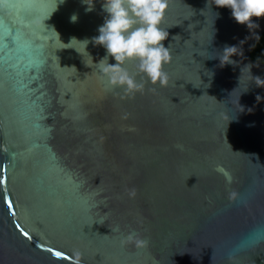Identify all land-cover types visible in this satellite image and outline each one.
<instances>
[{"label":"water","instance_id":"water-1","mask_svg":"<svg viewBox=\"0 0 264 264\" xmlns=\"http://www.w3.org/2000/svg\"><path fill=\"white\" fill-rule=\"evenodd\" d=\"M101 4L0 0V264H264L246 242L264 229V18L169 0L168 84L129 96L68 44L99 34ZM225 44L238 63L221 66ZM130 231L148 246L121 245Z\"/></svg>","mask_w":264,"mask_h":264},{"label":"clouds","instance_id":"clouds-1","mask_svg":"<svg viewBox=\"0 0 264 264\" xmlns=\"http://www.w3.org/2000/svg\"><path fill=\"white\" fill-rule=\"evenodd\" d=\"M81 2L86 5L85 11L94 10L96 0H81ZM212 4L218 8L231 9L234 20L246 25L250 30L253 26L259 27L258 21L253 20V17L264 18V0H212ZM101 7L104 20L98 26L99 34L84 39L72 37L68 44L76 41L79 42L80 47L70 48H74L83 57L85 54L91 57L92 63L99 65V71L102 77L106 78L107 85L110 88H120L129 96L143 92L145 80L152 85L166 86L169 74L164 66L171 63L172 53L170 46L166 47L163 43L169 33L162 27V23L169 7V0H102ZM216 14V17H219L220 13L216 12ZM78 19L77 13H73L70 17L73 23ZM90 42L106 50L98 62L94 61L87 49ZM235 54L242 55L243 50L237 45L225 44L219 55L221 66L238 63L232 59ZM110 59H114L115 63H110ZM129 60L137 61L140 80L124 67ZM246 67L251 72L252 64ZM253 77L257 86H264V78ZM257 99H260L259 95ZM217 170L225 174L227 183H232V175L222 165H218ZM129 194L134 196L135 190H131ZM239 197L240 193L236 190L228 193L230 203L237 202ZM246 242L253 246L264 243V229L252 231L247 236ZM120 243L121 245L133 243L137 248H146L149 241L135 231H130L121 238ZM229 259H233L231 254Z\"/></svg>","mask_w":264,"mask_h":264},{"label":"trees","instance_id":"trees-1","mask_svg":"<svg viewBox=\"0 0 264 264\" xmlns=\"http://www.w3.org/2000/svg\"><path fill=\"white\" fill-rule=\"evenodd\" d=\"M251 55L256 61H264V33L254 43Z\"/></svg>","mask_w":264,"mask_h":264},{"label":"snow or ice","instance_id":"snow-or-ice-1","mask_svg":"<svg viewBox=\"0 0 264 264\" xmlns=\"http://www.w3.org/2000/svg\"><path fill=\"white\" fill-rule=\"evenodd\" d=\"M11 202L9 201V204H10ZM17 227H19V225H17ZM21 231L23 232V235L24 236H28L29 235V233L27 232V231H24V229H21ZM55 255L57 256V257H60L61 255H62V253L61 252H56L55 253Z\"/></svg>","mask_w":264,"mask_h":264}]
</instances>
